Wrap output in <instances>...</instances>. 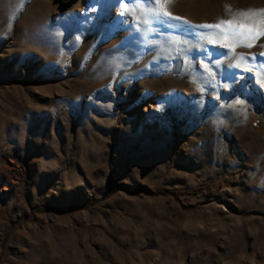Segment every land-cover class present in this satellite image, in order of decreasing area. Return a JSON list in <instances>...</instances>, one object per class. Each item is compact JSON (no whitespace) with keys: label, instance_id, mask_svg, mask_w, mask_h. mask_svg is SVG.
<instances>
[{"label":"rangeland","instance_id":"rangeland-1","mask_svg":"<svg viewBox=\"0 0 264 264\" xmlns=\"http://www.w3.org/2000/svg\"><path fill=\"white\" fill-rule=\"evenodd\" d=\"M137 2L0 0V264H264V0Z\"/></svg>","mask_w":264,"mask_h":264},{"label":"snow or ice","instance_id":"snow-or-ice-1","mask_svg":"<svg viewBox=\"0 0 264 264\" xmlns=\"http://www.w3.org/2000/svg\"><path fill=\"white\" fill-rule=\"evenodd\" d=\"M174 2L175 0H138L134 8L127 9V6L125 7L129 14H134L138 10L143 14L145 12L144 6L146 4V11L152 15L153 22H157L163 17L173 20H181V17L172 15V13L168 10V5ZM124 14L125 12L122 11L121 15ZM239 16L243 18V20L239 23H237L235 18H233L230 20H220L215 24L199 25L198 27L219 30V32L224 33V40H228L231 37L235 40V43L232 45L233 48L237 46L251 48L254 46L256 40H258L261 36H264V9L241 11ZM245 20H253L254 22L249 24L245 23ZM145 22L147 23V21ZM184 23L188 22L184 21ZM217 34V32H213L210 33V36L214 37ZM212 42L216 43V40L213 39ZM261 55H264V53H261ZM245 59L246 58L243 55L238 56L237 64L240 65L245 61ZM255 67V65H245V70L251 71ZM256 74L259 82L264 84V64L259 66ZM237 102L240 103V101Z\"/></svg>","mask_w":264,"mask_h":264}]
</instances>
